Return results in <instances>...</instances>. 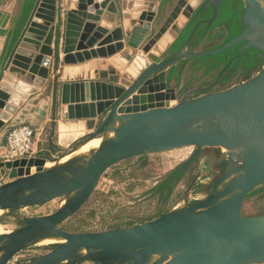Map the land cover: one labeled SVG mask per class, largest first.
Masks as SVG:
<instances>
[{
    "label": "water",
    "instance_id": "obj_1",
    "mask_svg": "<svg viewBox=\"0 0 264 264\" xmlns=\"http://www.w3.org/2000/svg\"><path fill=\"white\" fill-rule=\"evenodd\" d=\"M43 1H36L31 19L8 57L5 70L14 64L30 28L42 31L25 66H16L15 71L7 72L0 81V130L12 120L30 94L45 86L51 67L59 64L63 50L65 64L86 65L69 70L70 78L58 76L53 82L54 90H60L61 102L67 107L64 117L84 122L89 130L72 151L79 144L108 132H113L114 136L105 138L88 157H73L48 169L32 170L37 161L55 162V158L36 156L0 161V172L8 173L9 178L0 183L1 209L14 211L66 198L54 212L25 216L19 228L1 234L0 264H9L17 254L48 237L63 238L65 242L50 246L46 253L22 264H78L82 261L97 264H264V213H243L249 195L264 185V4L258 0H242L245 7L240 33L217 49L196 52L189 49L190 43L201 25H206L205 32L209 30L224 0L201 1L188 20L182 19L176 30L170 31L171 40H162L153 50L149 49L159 38L154 32L160 30L162 33L165 28L161 26L158 11L143 10L138 16V25L132 30L123 34L122 29H114L102 38L108 31L97 23L102 21L105 12L119 14V3L125 0H48V6H42ZM183 3L184 0H175L174 11L164 25L177 17ZM209 6L212 16L197 20L187 39L172 51L184 28ZM109 18L114 22L113 16ZM154 22L158 23L154 25ZM243 41V49L253 46L262 53L263 64L254 75L195 96L193 93L180 96L177 88L171 85L170 76L178 63L221 53ZM96 43L98 48L89 50ZM125 43L133 49V54L136 49L150 51L147 57L152 62L124 86L115 76L105 79L107 62L104 59L121 51ZM75 50L78 52L74 53ZM99 57L103 59L88 64ZM128 61H132L131 53L112 60L120 69ZM184 66L182 62V69ZM22 83L27 88L22 87ZM56 93L51 142L57 128ZM184 147L195 150L172 172L174 174L187 169L204 148H226L224 170L207 184L203 199L193 203L187 199L181 207L130 226L86 232L60 228L89 201L111 167L132 158ZM14 169L17 171L13 172ZM197 180L194 177L190 189ZM155 255L158 258L153 260Z\"/></svg>",
    "mask_w": 264,
    "mask_h": 264
},
{
    "label": "rangeland",
    "instance_id": "obj_2",
    "mask_svg": "<svg viewBox=\"0 0 264 264\" xmlns=\"http://www.w3.org/2000/svg\"><path fill=\"white\" fill-rule=\"evenodd\" d=\"M199 1L200 0H192V8L195 9L200 4ZM158 43L155 44L159 45ZM136 50L137 52L134 54L133 51L130 52L132 54V61H128V65L121 69L118 68L112 60H108L105 67V79L110 80L115 76L116 80L121 82L124 86L132 82L139 72L152 62L147 57L149 54L148 52L145 53L143 51L141 52L139 49ZM129 51L131 50L127 52ZM127 52L125 53L129 54ZM139 54L140 56L136 58V55ZM141 54L143 56H141ZM106 59H110V57ZM55 65L56 64L51 67V71L56 68ZM112 70L115 71V74L111 73ZM257 70L250 76L254 75ZM7 72L9 71L5 70L0 75V81L3 80V76L7 74ZM16 74L21 75L20 72ZM50 76L48 82L52 79V76ZM195 79H197V77L193 78L192 82L198 83V79ZM235 79L238 83L243 81L242 76ZM236 82H231L223 87H219L225 88ZM24 85L25 84L22 86ZM48 89H52V87H48ZM53 92H57L58 104L56 119L57 124H59L58 121H65L64 112L67 110V107L66 104L61 102L60 90H54ZM61 115H63V119H61ZM58 128L59 126H57L53 135V142L56 147L53 148L54 150H51L49 141L51 124L47 125L45 128L46 130H44L45 135L42 137L43 148L39 153L37 152V156H49L58 160L63 154L70 152L74 146L82 142L89 133L87 128L84 130L85 134L81 135L75 136V134L68 132L65 140L62 141L59 139L60 132ZM194 150V147H184L163 153L147 155V163L142 166L138 159L139 157H137L120 162L111 167L101 178L89 201L74 216L63 222L60 228L69 232L98 231V229L106 230L161 215V213H165L176 206H183L184 201L187 199H189L191 203L195 202V200H193L195 197L199 200L203 199L207 194V184L211 183L224 170L225 166L223 160L227 157V151L224 147L204 148L199 158L191 164L190 169L179 180L173 182V190L169 195H167V189L164 190L162 195L161 193L155 192L159 185H161L181 163L192 155ZM0 161H5L2 156H0ZM194 177L200 180H197V185L190 189ZM8 179L7 173L3 177L2 182ZM263 193L264 191H259L247 198L243 207V213L245 215H257L264 211ZM64 199L65 198H58L41 205L21 207L13 212L7 210L1 212L0 235L19 228L21 226V219L25 216H40L54 212L62 206V201ZM54 244L56 243L48 239L39 243H34L26 250L17 254V260L12 263L22 264L35 256L46 253L50 249V246ZM78 264L97 263L82 261Z\"/></svg>",
    "mask_w": 264,
    "mask_h": 264
},
{
    "label": "crops",
    "instance_id": "obj_3",
    "mask_svg": "<svg viewBox=\"0 0 264 264\" xmlns=\"http://www.w3.org/2000/svg\"><path fill=\"white\" fill-rule=\"evenodd\" d=\"M167 0H125L121 1L119 3V14H110L105 12L102 15V21L100 23H97V26L107 29L108 33L104 34L102 38L107 36L108 34L112 33L114 29H122L123 34H126L127 30H132L136 25H138V16L143 10H154L160 12V22L163 28V32L159 33L160 30H157L154 32V34H159V38L156 39L157 42H161L162 40L169 39L171 40L172 34L170 31L176 30V26L178 24H181L182 19L187 18V20L190 18V14H192V11L195 9L192 8V0H185L183 5L180 7L177 13V17L173 18V21L169 23L168 25H164L169 17L171 16L172 12L174 11L175 6V0H172L170 2H166ZM200 0L199 2H201ZM23 0H2L0 2V75L5 71L6 69V63L8 61V57L10 55V43H9V35L11 30L13 29L14 21L16 17L19 15L21 7H22ZM110 16H113L114 22L110 21ZM5 19V20H4ZM124 21L128 22L126 25ZM158 21V22H159ZM158 22H154V25ZM161 27V28H162ZM104 31V29H102ZM101 40V39H99ZM159 40V41H158ZM147 41H145V44H147ZM125 42V40H124ZM98 43H96L93 47L89 48L95 49L98 48ZM159 44V43H158ZM157 46L156 44H152L149 50H153ZM128 50H131L127 52ZM133 49L130 48L127 43H125L124 48L117 52L115 55L110 57V59H104L106 62L108 60H113L115 58H123L126 53L132 52ZM78 52V50L73 51ZM137 52V50L135 51ZM139 52V51H138ZM65 54L63 53V50H61L60 53V59L59 64L55 65V69L51 71V80L45 84V86L41 89H39L37 92L32 93L29 95V97L22 102L20 107L17 109V112L13 115V118L11 121H9L6 126H4L0 130V156H3L7 151V135L10 129L15 125L20 124H26L31 126L36 133L35 136V146L37 148V152L39 153L43 148V142L42 137H44V130L47 127V125L51 124L52 122V114H53V98H54V88H53V82L57 79L56 76H61V78H70L71 73L69 74V70L73 69L75 71L79 68H83V66H86L85 64H65L63 61ZM140 56L136 55V58ZM141 56H143L141 54ZM103 59V58H102ZM94 60H101V58L98 59H92L88 64H92ZM131 62V61H130ZM135 62V61H134ZM126 64L125 66H127ZM15 66L11 63L9 65V68H7L6 71H15ZM75 73V74H74ZM174 75L172 78H170V83L172 86H175L177 88V91L180 93V96H184L187 94L192 95H199L203 92L210 91V90H219L220 87H203L199 86L198 83H194L191 81L193 79L192 74L189 70V67L186 66L182 70V62L178 63L174 70ZM76 72H73V75H76ZM120 85H122L121 82L118 81ZM48 87H52V89H48ZM195 87V88H194ZM217 88V89H216ZM51 91V92H50ZM65 113V112H64ZM61 119H63V115H61ZM68 118H65V122H69L70 120H67ZM76 121V120H75ZM62 121H58L60 124ZM57 124V126H59ZM86 128V127H85ZM59 129V128H58ZM82 134H85L84 132ZM60 139V134H59ZM49 141L51 145V150H54L55 144L51 142V132L49 135ZM6 174L0 172V181L2 183V179ZM9 181L5 180L4 182ZM162 214V213H161ZM151 218V217H149ZM142 222V221H140ZM140 222L127 224L124 226H130L134 225ZM103 230V229H101Z\"/></svg>",
    "mask_w": 264,
    "mask_h": 264
},
{
    "label": "flooded vegetation",
    "instance_id": "obj_4",
    "mask_svg": "<svg viewBox=\"0 0 264 264\" xmlns=\"http://www.w3.org/2000/svg\"><path fill=\"white\" fill-rule=\"evenodd\" d=\"M170 1H172V0H167L166 2H170ZM232 2H233L232 8L234 10L238 9L239 4L242 5L241 9L237 10V12L240 14V21H241L240 27L242 30V28H243L242 15H243V9L245 7V4L242 0H232ZM218 15H219V13H218ZM202 19H205V18H202ZM203 25H205V24H203ZM226 27H228V26L225 25V28ZM205 28H206V25H205ZM205 28L203 30L204 41H202L197 47H194L195 42L193 39L192 44L190 43V45H189V49L196 51V52H204L207 50L214 49L215 46H218V45L222 46L226 43L224 41H225L227 33L226 32L223 33L224 27L216 26V27H213L211 29V31H210V28H211L210 27L207 32H205ZM238 34H236L235 36H237ZM244 43H245L244 41L238 43L236 46L237 52L234 55L228 54L226 56V58L223 60V62L216 69H211V70L209 69L208 64L214 61V58H211V57L210 58H205V57L189 58L185 61H182L185 64L184 68L186 66L189 67V70L192 74V77L193 78L197 77L198 80L197 79H195V80L199 81L198 84L200 86L208 87L211 89L213 87H219V86L223 87L228 83L236 82L235 78H238L240 76H242V78H243L242 80H244V79L250 77V75L255 70L259 69L263 64V59L261 56L262 53L258 49L254 48L253 46L249 47L248 49H243L241 46ZM251 54L253 55V59L256 60V63L252 67H247L244 65L242 58L247 56V55H251ZM192 80L193 79H191V81ZM200 81L201 82L204 81V82L201 83ZM236 83H238V82H236ZM233 84H235V83H233ZM205 85H207V86H205ZM191 164H190V166H191ZM190 166L187 169H185L183 172L179 173L180 175L172 173L170 176H173V179L171 181L170 186L173 187V182L179 180L190 169ZM198 180H200V179L198 178ZM196 185L197 184L195 183L194 186H196ZM10 212H13V211H10Z\"/></svg>",
    "mask_w": 264,
    "mask_h": 264
},
{
    "label": "trees",
    "instance_id": "obj_5",
    "mask_svg": "<svg viewBox=\"0 0 264 264\" xmlns=\"http://www.w3.org/2000/svg\"><path fill=\"white\" fill-rule=\"evenodd\" d=\"M1 1L2 0H0V2ZM36 1L37 0H23L20 13L16 17V19L14 21L13 29L11 30L10 35H9L10 51H12L16 47L19 40L21 39V37L24 33V30H25L27 24L29 23V21H30V19H31V17L35 11ZM232 4H233L232 0H224L222 6L220 8L219 15L210 28V31H211V29L213 27H216V26L224 27L223 33L224 32L227 33L224 42L229 41L236 34H238L241 30L240 14L237 12V10H240L242 5L239 4L238 9L234 10L232 8ZM211 16H212V8L209 6L208 8H206L205 10H203L199 14L197 19L193 23L188 24L184 28V30L182 31L179 38L176 40V42L173 45L171 50L175 51L187 39L193 25L195 24V22L197 20L202 19V18H210ZM225 25H227L228 27L225 28ZM204 28H205V25H202L200 27V29L198 30V32L194 38V42H195L194 47H197L202 41H204V32H203ZM191 44H192V42H191ZM220 46L221 45L215 46L214 49H217ZM236 46H237V44L231 46L227 50H225L221 53H218V54L204 56L205 58H210V57L214 58V61L208 64L209 69L211 70V69L218 68L219 65L223 62V60L226 58V56L228 54L234 55L237 52ZM242 61L244 62V65L247 67H252L256 63V60L253 59L252 54L243 57ZM173 75H174V72L171 74L170 78H172ZM138 159L141 162V166L145 165L147 163L146 162V160H147L146 156L139 157ZM178 175H180V174H178ZM172 179H173V176L168 177L161 185H159V187L155 190V192L161 193V195H162L164 190L167 189V195H169L173 190V187L170 186ZM259 191H264V185L255 189L250 195H252L256 192H259ZM263 195H264V193H263ZM261 213H264V211Z\"/></svg>",
    "mask_w": 264,
    "mask_h": 264
},
{
    "label": "bare ground",
    "instance_id": "obj_6",
    "mask_svg": "<svg viewBox=\"0 0 264 264\" xmlns=\"http://www.w3.org/2000/svg\"><path fill=\"white\" fill-rule=\"evenodd\" d=\"M258 1H260L262 4H264V0H258ZM48 4H49L48 0H44L42 6H45V5L48 6ZM41 32L42 31H40L37 28H34V27L30 28V30L28 31L26 37L24 38L20 48L18 49V52H17V54H16V56L14 58L13 66H15V67L16 66H20V67H24L25 66V64L29 60V57L33 53V50H35V48H36V43L38 42V40H40L39 36L41 35ZM164 42H166V40ZM159 45H161V42H159ZM131 71H133V70H131ZM23 84L24 83H22V85ZM65 115H67L66 111L64 113V116ZM117 124L119 125V122H117ZM85 127H86L85 123L82 122V121H69V122L62 121V122H60V124H59L60 140L64 141L65 138H66V134L68 132H71L72 134H75V136L76 135H81L84 132ZM113 136H114L113 132H108V133H106V134H104V135H102L100 137H96V138H94L92 140H89L87 142L79 144V146L77 147V149L75 151L71 150L70 152H67V153L63 154L62 157H60L55 162L47 160V161H43V163H41V162L37 161V163L34 165L32 170L33 171H37V170L43 169V168H51L55 164H62L64 162H67L68 160H70L73 157H82V158L85 157L86 158V157H88L91 154V152H93L94 150L99 148L100 144L102 143V141L105 138H112ZM15 169H14L13 172L17 171V170L15 171ZM65 202H66V198L62 201V204H64ZM3 211H5V210L0 208V213L3 212ZM46 239L51 240L53 243H56V244L65 242V239L56 238V237L43 238L39 242H41L43 240H46ZM157 258H158V256L155 255L153 257V260H156Z\"/></svg>",
    "mask_w": 264,
    "mask_h": 264
},
{
    "label": "built area",
    "instance_id": "obj_7",
    "mask_svg": "<svg viewBox=\"0 0 264 264\" xmlns=\"http://www.w3.org/2000/svg\"><path fill=\"white\" fill-rule=\"evenodd\" d=\"M35 130L26 124L13 126L7 135V151L2 156L5 161L20 160L23 158H31L37 156V148L35 146ZM197 201L198 198H193ZM101 230V229H98ZM17 260V255L9 264Z\"/></svg>",
    "mask_w": 264,
    "mask_h": 264
}]
</instances>
